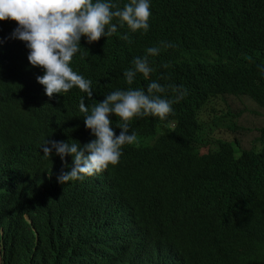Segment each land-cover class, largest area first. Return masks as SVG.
Returning <instances> with one entry per match:
<instances>
[{
    "label": "trees",
    "instance_id": "trees-1",
    "mask_svg": "<svg viewBox=\"0 0 264 264\" xmlns=\"http://www.w3.org/2000/svg\"><path fill=\"white\" fill-rule=\"evenodd\" d=\"M109 2L123 8L130 0ZM149 4L147 32L125 24L91 44L81 37L70 67L92 82V99L77 87L49 98L36 79L44 70L29 63L26 42L11 38L17 22L0 21L1 264H264V126L258 148L239 150L237 142L212 141L198 120L220 96L264 109V0ZM149 47L160 48L149 56L153 72L128 85L123 73ZM153 81L183 87L173 113L134 117L136 142L122 146L118 164L58 182L73 157L62 161L55 149L45 157L40 148L45 139L95 138L81 99L90 114L108 94L146 92ZM160 95L176 97L171 89ZM110 119L119 135L122 121Z\"/></svg>",
    "mask_w": 264,
    "mask_h": 264
},
{
    "label": "clouds",
    "instance_id": "clouds-1",
    "mask_svg": "<svg viewBox=\"0 0 264 264\" xmlns=\"http://www.w3.org/2000/svg\"><path fill=\"white\" fill-rule=\"evenodd\" d=\"M150 16L149 0H130L123 8L109 0H0V21L17 22L11 38L26 42L30 50L29 63L44 70V74L36 79L44 86L49 98L77 87L92 99V82L70 67L74 55L80 50L81 37H86L87 43L91 44L102 36H112L118 26L125 24L132 32H147ZM114 19L118 22L113 23ZM121 38L130 42L127 34ZM162 46L172 45L162 43ZM159 52V47H149L143 57L134 58L133 67L123 73L128 85L133 84L137 73L145 78L150 76L154 69L150 66L149 56H156ZM163 67L167 68L168 64ZM168 89L176 93L174 100L160 95ZM185 94L182 86L153 81L147 85L146 92L128 88L108 94L103 101L92 106L90 114L81 99L79 109L84 113L85 127L95 138L83 144L45 139L40 149L45 157H50L53 149L62 161L66 156L73 157L71 170L62 171L58 176L61 184L97 175L110 164L119 163L123 145L136 142V134L129 133V122L134 117L153 116L165 120L173 113L172 105ZM110 114L122 121L117 124L121 129L119 135L110 126Z\"/></svg>",
    "mask_w": 264,
    "mask_h": 264
},
{
    "label": "rangeland",
    "instance_id": "rangeland-1",
    "mask_svg": "<svg viewBox=\"0 0 264 264\" xmlns=\"http://www.w3.org/2000/svg\"><path fill=\"white\" fill-rule=\"evenodd\" d=\"M198 120L206 124L207 131H211L212 141L237 142L239 150H249L258 148L257 130L264 126V109L247 97L226 95L203 105L198 111ZM214 148L215 144L202 147L200 154Z\"/></svg>",
    "mask_w": 264,
    "mask_h": 264
}]
</instances>
